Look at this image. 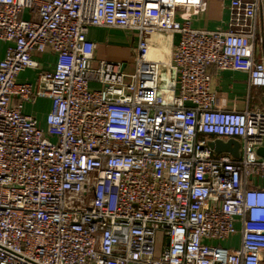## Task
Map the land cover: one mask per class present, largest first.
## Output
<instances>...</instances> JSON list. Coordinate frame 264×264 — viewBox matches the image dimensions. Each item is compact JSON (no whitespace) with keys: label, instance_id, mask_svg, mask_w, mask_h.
<instances>
[{"label":"built area","instance_id":"2783aa9c","mask_svg":"<svg viewBox=\"0 0 264 264\" xmlns=\"http://www.w3.org/2000/svg\"><path fill=\"white\" fill-rule=\"evenodd\" d=\"M263 2L230 0L226 30H205L177 18L203 0H0V264H262L264 110L216 107L208 66L264 90ZM91 26L135 31L132 72L95 60ZM166 32L171 56L148 58ZM37 98L45 127L24 113Z\"/></svg>","mask_w":264,"mask_h":264},{"label":"crops","instance_id":"0c3cea01","mask_svg":"<svg viewBox=\"0 0 264 264\" xmlns=\"http://www.w3.org/2000/svg\"><path fill=\"white\" fill-rule=\"evenodd\" d=\"M202 8H192L190 10L180 8L177 12L178 19H187L189 26L205 30H226L228 22V5L230 0H203ZM27 10L23 12V18H26ZM189 13V15H187ZM188 17V18H186ZM131 35L127 40L131 55H133L136 46L135 31L114 27L91 26L87 32V38L95 43L94 58L100 54L102 46H108L113 43L117 36ZM128 38V37H127ZM264 2L257 10L254 18V37L253 56L255 59L261 57L264 52ZM179 39V33L166 32L155 34L151 38V50L149 57L151 59H168L171 56L174 45ZM7 42L0 39V60L3 58ZM109 56L116 58L117 54L110 49ZM43 70H53L56 61L55 55L50 52H44L33 56ZM113 61V60H111ZM122 61V60H121ZM118 61V62H121ZM124 69L127 67L125 61ZM211 74V90L215 93V106L226 110H264V90L258 87H252L248 84V73L243 70H217L213 65L208 66ZM18 81L34 83L36 80V70L27 68L21 71L17 76ZM50 100L47 98H37L34 102H27L24 106V113L34 116L42 127H45V115L50 108ZM227 140V139H223ZM231 240V239H230ZM233 242L238 241V235L232 238Z\"/></svg>","mask_w":264,"mask_h":264},{"label":"rangeland","instance_id":"374dc122","mask_svg":"<svg viewBox=\"0 0 264 264\" xmlns=\"http://www.w3.org/2000/svg\"><path fill=\"white\" fill-rule=\"evenodd\" d=\"M30 18V14L27 13L26 14V19ZM128 37V38H127ZM131 39V35H118L117 39L109 44L108 46H102L101 47V51L100 54L95 56V60L99 61V60H113V61H125L127 63V67L125 69L126 72H132L133 71V55H131V51L129 48V45L127 44V40ZM112 49L118 57L113 58L109 56V50ZM121 61V62H122ZM96 65V62H95ZM163 237V233H159L157 236L158 242H157V246L160 245V240ZM233 242V240H226L222 242V245L224 246H228L229 244H231ZM236 243V240H235ZM264 264V262L262 263Z\"/></svg>","mask_w":264,"mask_h":264},{"label":"water","instance_id":"95a60500","mask_svg":"<svg viewBox=\"0 0 264 264\" xmlns=\"http://www.w3.org/2000/svg\"><path fill=\"white\" fill-rule=\"evenodd\" d=\"M124 66V64H123ZM208 145L216 152V153H229L233 157L237 158L239 156V147H240V142L236 139L229 138L227 140L223 139H213L208 141ZM257 154L264 158V145L260 146L256 150ZM168 244V240L166 241Z\"/></svg>","mask_w":264,"mask_h":264},{"label":"bare ground","instance_id":"6f19581e","mask_svg":"<svg viewBox=\"0 0 264 264\" xmlns=\"http://www.w3.org/2000/svg\"><path fill=\"white\" fill-rule=\"evenodd\" d=\"M150 50H151V48H150ZM150 50H149V52H148V54H147V57H148V58H150V57H149ZM150 59H151V58H150Z\"/></svg>","mask_w":264,"mask_h":264}]
</instances>
